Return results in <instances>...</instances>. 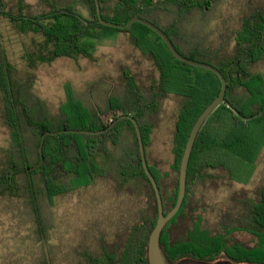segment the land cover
I'll return each mask as SVG.
<instances>
[{
    "label": "trees",
    "instance_id": "trees-1",
    "mask_svg": "<svg viewBox=\"0 0 264 264\" xmlns=\"http://www.w3.org/2000/svg\"><path fill=\"white\" fill-rule=\"evenodd\" d=\"M217 1L221 0H100L105 19L126 23L139 14L161 27L182 54L213 64L229 80L228 100L208 117L194 144L183 205L162 233L161 243L167 257L173 263L193 258L206 262L264 264V174L252 189L234 191L212 217L207 215L202 199L209 188L249 183L264 156V72L254 70L264 61V0L252 1L240 27L229 30L228 40L224 36L226 47L232 46L225 51L215 42L203 45L191 41L186 32L182 33V25L165 27L150 17L155 12L169 14L172 8L182 14L195 11L208 14ZM42 2L48 9L34 12L26 0H0V21L7 20L22 34L43 37L44 47L33 50L28 58L48 64L62 57L76 60L83 56L95 60L97 41L102 35L124 31L139 49L156 61L162 86H158L150 110L156 112L169 95L179 100L173 139L172 187L164 186L160 172L155 166H149L160 186L164 211L168 213L177 202L180 166L191 130L205 108L220 94L221 79L211 70L177 59L164 39L142 22L123 29L102 24L95 0ZM79 4L88 7L90 15L84 14ZM210 21L201 28H208ZM195 28L188 27L191 31ZM176 36L181 37L187 48L181 46ZM28 80L8 61L0 24V123L10 135V143L0 146V202L7 199L20 230L26 225V233L17 236H26L24 239L37 246L39 256L35 264H149L147 247L157 222L158 204L143 167L133 124L128 126L134 136V148L120 157L112 156L110 146L121 141L120 133L127 120L100 134H48L43 148L44 162L39 165V147L45 132L96 131L106 128L110 120L103 119L101 111L92 110L77 98L76 105L70 99L63 104L67 107L66 113L56 122L36 118L29 102L35 94L26 86ZM108 107L113 113L112 119L120 112H127L119 108L116 95H110ZM137 116L147 147L153 125L150 123L149 128ZM103 178L108 181L112 178L113 182L120 178L122 197H138L141 203L147 202L132 212L131 217L123 215L121 236H109L99 230L89 232L85 225L78 228L83 231L74 237V257L69 258L63 249L66 241L63 237L68 239L71 234L69 230L61 231L56 224L55 199ZM115 187L112 184L113 194Z\"/></svg>",
    "mask_w": 264,
    "mask_h": 264
},
{
    "label": "rangeland",
    "instance_id": "rangeland-1",
    "mask_svg": "<svg viewBox=\"0 0 264 264\" xmlns=\"http://www.w3.org/2000/svg\"><path fill=\"white\" fill-rule=\"evenodd\" d=\"M26 1L32 4L34 12L48 9L47 5L42 2L43 0ZM252 1L254 0L217 1L213 3L208 14L201 11L182 14L172 8L169 14L155 12L151 13L150 17H154L165 27L172 24L178 27L182 25L184 27L182 33L186 32V36L191 41L195 40L196 43L200 42L203 45H207L210 41L215 42L218 46H222L221 51H225L227 47L224 43V36L228 40L227 34L240 27L244 12ZM79 8L84 14L90 15L85 5L79 4ZM210 19L208 28L202 29L203 23L205 24ZM0 24L8 61L23 77L29 78L26 86L35 94L34 99H30L29 102L36 118H47L56 122L57 118H61L62 113H66L67 107L63 104L70 99L69 102L76 105L77 98L92 110L101 111V116L107 120L113 117L108 107L110 95L128 93L122 85L124 69H131L136 74L145 93L149 85L151 89V85L159 80L160 72L153 60L142 53L127 32L120 31L114 35L103 34L102 38L97 41L95 60L83 56L76 60L62 57L48 64L27 57L28 54L32 55L33 50H37L38 47H44L42 36L33 33L22 34L5 19L1 20ZM194 26L196 28L193 31L188 29ZM176 38L182 47L187 48L181 37L176 36ZM231 48L230 45L227 49ZM146 61L150 66L146 65ZM254 70L264 72V61L255 66ZM178 107V98L175 95H169L161 101L159 109L150 114V123L153 125L149 147L150 164L160 172L162 183L167 188L172 187L173 181V139ZM122 131L121 141L110 146L114 158L116 154L120 157L134 148V136L131 130L123 128ZM9 143V132L0 123V146H7ZM263 174L264 156L260 158L257 172L249 183L236 182L232 186L209 188L202 198L206 203L207 215L214 216L219 206L230 200L234 191L252 189L262 179ZM101 192L106 194V200L114 201V194L106 190L105 184L104 187L102 184H95L90 188L84 187L55 199L56 224L61 227V231L69 230L68 232L72 235L68 236V239L66 236L63 237L66 238L63 249L69 258L74 257L73 246L76 242L74 237L76 238L83 231L78 228L85 225L89 217L96 216V206L102 208L106 204L105 200L100 201L97 197L98 194L103 196ZM93 198L95 201L98 200L97 205L88 207L87 204L93 203ZM121 200L122 213L128 217H131V213H134L141 204L147 202L144 199L145 202L141 203L142 199L138 197H122ZM24 226L23 229H19L18 219L8 207L7 199L2 200L0 202V264H35L39 256L37 246L32 241L24 239L26 236H17L26 233L24 229L27 227Z\"/></svg>",
    "mask_w": 264,
    "mask_h": 264
},
{
    "label": "water",
    "instance_id": "water-1",
    "mask_svg": "<svg viewBox=\"0 0 264 264\" xmlns=\"http://www.w3.org/2000/svg\"><path fill=\"white\" fill-rule=\"evenodd\" d=\"M95 1H96L97 9H98V17H99V20L102 24H104L106 26H112V27L123 29V28L131 26L135 22L144 23L145 25L152 28L155 32H157L164 39V41L167 43L168 47L170 48L171 52L176 56L177 59H179L180 61L187 63L189 65H193L196 67H201V68L211 70L212 72L217 74L219 76V78L221 79V82H222L221 92L201 113V115L198 117V119L196 120V122H195V124L191 130V133H190V136H189V139L187 141L185 151H184V154L182 157L181 166H180L179 191H178L177 202L174 205V207L168 213H165V211H164V201H163L160 186H159L158 181L156 180L155 176L153 175V173L149 167L148 161H147L146 148H145V143H144L141 127L139 125L138 120L131 115H125L124 114V115L119 116L106 129H102V130H96L95 131V130H86V129H64V130H60L57 132H52V131L45 132L43 135V139L41 141L40 147H39V151H40V155H41V161H40L39 165H42L44 162L43 148H44L45 138L48 134L55 135V134H59L62 132L98 134V133L105 132L106 130L112 128L121 119L130 118L135 125V129H136V133H137V137H138V142H139V147H140V155H141L142 163H143L145 172H146L148 178L150 179V181L154 187L156 197H157V204H158L157 222H156V225L154 226V228L150 234L149 241H148V247H147L148 263L149 264H235L229 260H219L216 262H206V261H201V260H197V259H193V258H186V259L180 260L177 263H173L167 257V255L163 249L162 243H161V237H162V233L164 231L165 226L179 212V210L181 209V207L183 205V202H184V199L186 196V192H187L188 169H189L190 159H191L192 151H193L197 136H198L202 126L204 125V123L206 122L208 117L213 113V111L222 102H226L228 100L226 95H227L229 80H227L226 77L224 76V74L221 72V70H219L213 64L203 62V61H198V60L189 58V57L185 56L184 54H182L176 48L175 44L173 43L172 39L168 36V34L161 27L156 25L154 22L141 17L139 14L132 17L126 23H118V22L109 21V20L105 19L103 16L100 0H95ZM235 111L238 112V114L241 115L242 117H245V115L241 114L237 109H235ZM28 170L30 171V169H28Z\"/></svg>",
    "mask_w": 264,
    "mask_h": 264
},
{
    "label": "flooded vegetation",
    "instance_id": "flooded-vegetation-1",
    "mask_svg": "<svg viewBox=\"0 0 264 264\" xmlns=\"http://www.w3.org/2000/svg\"><path fill=\"white\" fill-rule=\"evenodd\" d=\"M142 53L144 55H147V53H145L143 51H142ZM148 57L153 60L154 64L156 65V67L158 68V70L160 72L158 82L153 83L151 85V89H150V85H149V88H147V92L145 93L144 88L138 82V77L136 76V74L131 69H124L123 70L124 79H122V85H124V87L127 89L128 93L126 95L117 94L116 99L118 101L119 108L125 109L127 111V112H120L119 111L120 112L119 116L124 115V114L125 115H131L138 120L137 115H139V116H141L142 122L146 123L148 125V127L150 128V114L153 113V111L150 110V102L154 98V95L157 94L158 86H162V84L160 82V79H161L160 68L158 67L156 61L153 58H151L150 56H148ZM146 65L150 66V64L147 61H146ZM149 70H150V67H149ZM129 105H130V107H128ZM144 106H146V108H144ZM144 110H146L145 111L146 113H145V115L142 116V112H144ZM112 118L113 117L108 118L110 120L109 125L112 124L117 119V118H115V119H112ZM122 120H127L126 121L127 125H125L124 128L129 129L130 127L128 125L130 123H132L134 128H135V125L130 118H123L120 121H122ZM120 121H118L116 124H118ZM138 122H139V124L141 123L140 120H138ZM108 126H106V128ZM106 128H104V129H106ZM112 128H110V129H112ZM110 129H108V130H110ZM108 130H106L105 132H107ZM105 132H102V133H105ZM122 132L120 133L121 136H122ZM98 134H100V133H98ZM149 139H150V134H149ZM149 147H150V143H149V146L145 147L146 148L147 161H148V164L150 166ZM103 179L104 180L96 179L95 183L88 184L86 187L90 188V187L94 186L95 184H102V186L104 187V184H105L106 190L111 192L112 191L111 190L112 184H113L114 186H116L115 187L116 191L114 194V201L106 200L107 199L106 194L101 192L104 197L99 195V194L97 195V197L100 201L105 200L104 202H106V204L102 208H99L98 206H96L98 203V200L95 201L93 198L92 199L93 203H89V204H87V206L88 207L92 206V205L96 206L95 207L96 208V211H95L96 216H94L93 218L89 217L88 220H86L85 230H87L89 232H94L95 230H99V231L105 232L106 235H109V236H117V235L121 236V234H122V220H123L122 200H121L122 196H121V187H120L121 181H120V178L117 180L115 179L114 182H113L112 178L109 179V181L105 178H103ZM101 197H103V198H101ZM152 218H153V208H152V205L150 204V222L152 221ZM235 264H237V263H235ZM247 264H250V263H247ZM251 264H257V263H251Z\"/></svg>",
    "mask_w": 264,
    "mask_h": 264
}]
</instances>
